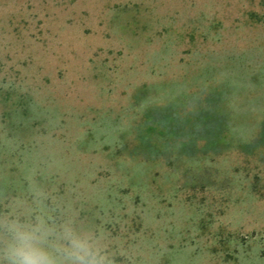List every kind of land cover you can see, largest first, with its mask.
Returning <instances> with one entry per match:
<instances>
[{"label": "rangeland", "instance_id": "1", "mask_svg": "<svg viewBox=\"0 0 264 264\" xmlns=\"http://www.w3.org/2000/svg\"><path fill=\"white\" fill-rule=\"evenodd\" d=\"M9 212L114 264H264V0H0Z\"/></svg>", "mask_w": 264, "mask_h": 264}, {"label": "clouds", "instance_id": "2", "mask_svg": "<svg viewBox=\"0 0 264 264\" xmlns=\"http://www.w3.org/2000/svg\"><path fill=\"white\" fill-rule=\"evenodd\" d=\"M0 264H114L99 230L73 218L56 222L11 212L0 215Z\"/></svg>", "mask_w": 264, "mask_h": 264}]
</instances>
